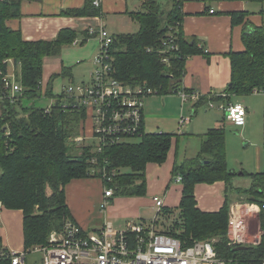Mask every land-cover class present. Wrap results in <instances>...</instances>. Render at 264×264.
Instances as JSON below:
<instances>
[{"label":"trees","instance_id":"trees-1","mask_svg":"<svg viewBox=\"0 0 264 264\" xmlns=\"http://www.w3.org/2000/svg\"><path fill=\"white\" fill-rule=\"evenodd\" d=\"M23 1L0 0V95L5 96L3 77L12 66L9 60L19 68L18 80L22 86V92L14 102L8 98L0 102V202L6 209L23 212L24 248L29 249L45 245L52 232L60 231L66 222L76 223L67 203L66 187L70 183L91 177L102 179V168L106 167L108 171L116 169L119 172L111 183L102 179L104 187L114 188V197H144L148 165L164 164L173 140L180 136L168 132L148 133L144 125L138 136L123 143L107 144L99 153L93 146H87L82 147L81 154H73L75 150L70 140L82 133L88 113L82 107H65L72 100H66L64 92L54 94V82L58 77L70 78L73 82L70 70L63 68L52 75L46 85H43V77L45 58L59 56L65 46L77 41L79 33L66 28L51 41L25 40L20 30L8 25L9 21L22 16ZM94 1L86 0L84 7L68 9L64 15L97 17L102 12L94 6ZM184 1L171 0V9L165 13L159 0H144L142 10L128 13L139 23L140 30L133 34L113 35L111 54L116 79L133 87L152 89L160 96L194 92L183 86L186 64L191 57L207 56V53L198 38L185 36ZM248 16L247 12L233 13V25L246 27ZM246 30L244 50L229 54L231 82L225 102H230L232 96H246L264 88V27L255 28L252 33ZM82 35L81 45L92 38L87 31ZM43 96L53 99L54 103L47 108L28 104ZM206 102L207 97H203L197 103ZM225 122L223 120L204 135L196 158L176 164L174 177H183V196L177 208L179 218L172 220L163 231L188 244L219 238L217 246L223 256L242 258L246 264H261L264 235L257 246L228 247L231 206L228 199L216 212L198 208L197 184L223 181L227 190L233 188L235 173L230 172L227 165ZM94 158L97 165L92 164ZM249 176L251 186L238 188L237 192L245 197V202L261 208L259 224L264 233V173ZM162 214L170 221L174 211L164 208L159 217Z\"/></svg>","mask_w":264,"mask_h":264},{"label":"crops","instance_id":"crops-1","mask_svg":"<svg viewBox=\"0 0 264 264\" xmlns=\"http://www.w3.org/2000/svg\"><path fill=\"white\" fill-rule=\"evenodd\" d=\"M85 3L86 0H42L40 2L25 0L21 6L22 16L19 19L9 21L8 25L14 30H20L24 39L28 41L54 40L66 28L84 33L90 26H97L100 20L111 31L121 30L120 28H124L128 24V20L134 21L128 13L142 10L144 0H101L102 13L93 18H77L64 15L66 10L82 8L85 6ZM182 8L185 14L183 20L185 36L188 38H198L201 42L200 45L205 48L204 50L207 53V56L197 55L191 57L186 64V75L183 79V86L198 92L201 98L207 97V102L204 104L198 105V103L192 102L190 104L191 108L188 111L191 112L192 116H195L200 113L202 108H207V110L218 109L220 111L222 105L229 103H240L247 110V117L243 125H236L228 121L225 122L226 153H228L230 149V138L226 129L228 125L233 129L242 127L248 129L250 126V128H255L257 125L264 131V93L232 96L230 97V102H225L227 100L225 96L227 94L226 90L231 82V61L229 54L244 50L243 34L246 28V31L252 33L255 28L264 27V2L258 4L245 0H185ZM212 10L214 13H210ZM237 12H247L249 14L247 17L249 24L246 27L244 25H233L232 14ZM112 34L119 35L125 33L112 32ZM95 53L96 49L89 48L86 45L76 50L63 48L59 56L45 58L44 77L45 73L47 76L46 79L43 77V85H46L51 76L58 74L63 68L71 71V78H73L72 80L74 82L73 67L78 64L80 65L77 68H80L82 72L79 75V79L82 80V83H85L84 74L89 72ZM48 58H57L60 61L57 63H49L47 62ZM72 65L73 67L70 68ZM12 67L10 69H18L14 65ZM183 105L185 106V104ZM219 111L216 114L206 111L208 114L202 116L201 123H197L198 117L196 120L191 121L188 126L190 136L198 138L201 142L199 153L204 135L225 120L223 116L225 112L221 110V112H224L222 115ZM160 122L158 129L150 133L166 132L159 129L163 126L161 124L164 123L163 120ZM146 128L147 123L145 120ZM89 133L91 134V128L89 129ZM233 134L235 133L230 132L232 137H234ZM179 141V138L173 140L168 159L164 164L148 165L146 175L147 193L144 197L113 198L110 200L106 209L102 210L101 205L104 201V194L102 197L99 196L92 206L89 201L91 198H87L84 194L79 193L85 192V189L87 190V187L90 186L92 183L90 178L75 180L70 183L66 187L67 203L76 223L87 229L91 218L99 214L101 216L103 215V224L110 222L117 230H125L129 224L136 222L147 224L146 221L148 219L144 214V209H150L151 212L149 215L154 211L156 213L155 197H160L164 200V208L178 212L177 208L183 196V184L174 182V169L176 164H181L186 160L194 159L198 156L193 158L185 157L181 160L178 146ZM231 142L233 144L234 140L232 139ZM259 162H261L260 159ZM241 175H248V173L244 172ZM96 179L100 180L101 185L104 187L102 179ZM226 191H228L227 184L223 181L214 184H197L195 194L198 208L204 212L219 211L226 202ZM74 192H76L75 196ZM244 198V196L238 195V200L230 206V214L232 210H238V215L247 225L248 222L246 219H253L255 223L258 221L257 225L260 228L259 215L261 208L256 204L245 202ZM251 205H254V209H257V212L255 210L253 212L248 211ZM84 207L92 208L93 211L88 209L84 212ZM255 215L257 217L254 219ZM0 237L2 239V247L4 248L14 251H22L25 249L23 212L21 210L6 209L1 202Z\"/></svg>","mask_w":264,"mask_h":264},{"label":"built area","instance_id":"built-area-1","mask_svg":"<svg viewBox=\"0 0 264 264\" xmlns=\"http://www.w3.org/2000/svg\"><path fill=\"white\" fill-rule=\"evenodd\" d=\"M94 6L101 8V0H95ZM210 13H214L212 10ZM88 34L100 41V53L95 57V70L91 81L80 85L71 84L64 87L65 107H82L88 113L91 139L94 151L99 153L107 144H118L128 141L141 132L145 125L144 100L156 92L149 88L127 85L113 75V59L111 48L114 43L106 25L100 20L97 26H90ZM78 41L74 42L77 45ZM165 63L167 59L163 60ZM13 65V61H8ZM12 67V66H11ZM13 68V67H12ZM17 68V67H16ZM16 70L9 69L3 77L5 96L0 95V102L8 98L11 102L22 92V86L17 79ZM254 93H264V88L256 89ZM184 104L197 103L201 95L194 91H181L178 94ZM226 96V95H225ZM226 119L236 125H243L247 110L240 103L222 105ZM191 119L181 117L180 129L190 123ZM86 137L75 139L77 143L85 142ZM92 164L97 165L96 158ZM102 179L108 183L119 174L118 170L102 168ZM175 183H182L183 177H174ZM102 210L106 209L114 198V188L105 186ZM156 216L151 226L144 223L129 224L125 230H117L112 223L105 222L100 228L89 231L72 221L66 222L60 231H54L45 245L34 246L22 251L0 248V264H28V259L41 255V264H246L242 258L225 257L218 249L219 238L195 241L193 244L182 242L179 238L159 230L158 217L164 209V200L154 198ZM257 212L254 205L249 212ZM248 225L238 215V210H232L229 219L228 247L259 245L264 235L261 228L257 233L247 238ZM250 242V243H249ZM264 264V259L261 262Z\"/></svg>","mask_w":264,"mask_h":264},{"label":"rangeland","instance_id":"rangeland-1","mask_svg":"<svg viewBox=\"0 0 264 264\" xmlns=\"http://www.w3.org/2000/svg\"><path fill=\"white\" fill-rule=\"evenodd\" d=\"M161 9L163 12L167 13L171 9V0H159ZM126 27V28H125ZM107 28V27H106ZM115 29V28H114ZM117 29V28H116ZM121 30H110L107 28L108 32L112 34V32L115 33H125V34H133L137 33L140 30V25L139 23L135 21L128 20V24L124 26V28H120ZM123 29V30H122ZM78 41L79 43L77 45H68L65 46L64 48L66 49H71V50H76L82 46L88 45L89 48H94L96 49L95 56L93 58L92 65L90 66L89 72L84 74L85 81H91L92 78V73L94 72L96 66L94 63L95 57L100 53V41L96 37L90 38L86 43L81 45V42L83 40V36L81 32H78ZM56 57V56H55ZM60 59L57 58H48L49 63H57L59 62ZM68 65V64H67ZM75 65V64H74ZM80 64L76 65L75 67L70 66V68L73 67V75L75 77L74 82L70 80V78H64V77H58L55 82H54V94H61L63 92L64 87H67L71 84L74 85H80L82 84V80L79 79V75L82 73L80 68H77ZM68 67V66H67ZM16 76L18 79V76H20L19 68L16 69ZM47 74L45 73V79H46ZM54 103L53 99L47 98L43 96L42 98L35 99L28 103L29 105L34 104L37 107H42V108H47L50 107ZM192 102H188L185 104V106L182 104V99L178 94H172V95H167V96H160V95H150L145 98L144 100V113H145V120L147 123V132H153L155 129H158V125H160V121L163 120L164 123L161 125V130L170 132V133H177L180 137L179 141V150H180V159H184L185 157L187 158H193L196 157L199 153L200 150V140L198 138H194L193 136H190V133L188 131V126L190 123L185 125L183 128L180 129L179 122L181 117H184L185 119H191V121L197 120V123H201L202 116H205L204 114L208 113H214L216 114L218 109H211L207 110V108H202L200 110V113L198 115L192 116L190 110V104ZM27 104V102L25 103ZM184 106V108H183ZM217 110V111H216ZM222 110V109H221ZM219 111V113L221 112ZM208 111V113H206ZM223 111V110H222ZM222 115L224 112H221ZM1 114V113H0ZM224 118L226 122L228 121L226 119V114L224 113ZM190 121V122H191ZM229 122V121H228ZM163 127V128H162ZM251 127V126H250ZM248 128L242 127L238 129H233L227 126V134L230 138V149L229 152L226 153V159H227V165H228V170L230 172L235 173V177L232 180L233 183V188L228 189L226 191V196L228 201L230 202V205L233 204V202H236L238 200V192L237 189H248L251 186V177L249 174H257L258 172H264V131L258 127L257 125L255 128ZM84 130H82L81 134L74 135L71 140L70 144L74 146V152L73 154H81V149L82 147H87V146H93L94 144L91 139H87V137L90 136L89 129L91 128V124H89V121L86 120V123H84ZM79 132V129H78ZM230 132H234L235 134L234 137L230 135ZM237 134V135H236ZM240 135V136H239ZM78 137H86V141L82 143H77L75 141L76 138ZM232 139L234 140L232 144ZM237 141V142H236ZM250 141V142H249ZM79 150V152H78ZM77 151V152H76ZM259 159L261 162H259ZM248 173V175H241L242 173ZM94 173V172H93ZM92 183L90 184L89 187H87V190L85 189V192H79L81 194H84L87 196V198L90 201V205H94L95 200L100 196L104 194L105 188L101 185V181L96 179V178H90ZM89 184V183H88ZM72 195V194H70ZM76 195V192H74V196ZM72 197V196H71ZM123 196H118L114 197V199L117 198H122ZM113 199V198H112ZM75 200V199H74ZM88 209L92 208H86L84 207V212L87 211ZM90 211V212H91ZM150 209H144V214L146 218L148 219L146 223H144L146 226H151L156 213L155 211L152 212L151 215ZM179 210L178 212H174L173 216L171 217L170 221L164 218V215L162 214L159 217V230H163L165 227L168 225H171V223L179 218ZM257 216H254V219ZM248 218V217H247ZM173 220V221H172ZM248 222V230H247V238L250 236H254V234L259 233L257 232V223L254 222L253 219H246ZM104 222L103 215L96 214L91 218L90 223L87 226V229L89 231H92L93 229H96L97 227H100ZM138 223V222H136ZM261 232H263L261 230ZM53 233V232H52ZM250 243V242H249ZM41 255H34L28 259V264H41Z\"/></svg>","mask_w":264,"mask_h":264},{"label":"water","instance_id":"water-1","mask_svg":"<svg viewBox=\"0 0 264 264\" xmlns=\"http://www.w3.org/2000/svg\"><path fill=\"white\" fill-rule=\"evenodd\" d=\"M245 247L241 248V249H244Z\"/></svg>","mask_w":264,"mask_h":264}]
</instances>
